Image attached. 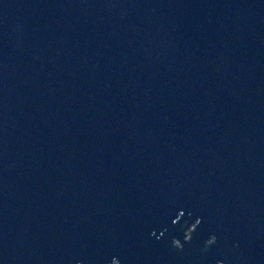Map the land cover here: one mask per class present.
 I'll list each match as a JSON object with an SVG mask.
<instances>
[{
    "label": "water",
    "instance_id": "water-1",
    "mask_svg": "<svg viewBox=\"0 0 264 264\" xmlns=\"http://www.w3.org/2000/svg\"><path fill=\"white\" fill-rule=\"evenodd\" d=\"M113 258L264 264V0H0V264Z\"/></svg>",
    "mask_w": 264,
    "mask_h": 264
},
{
    "label": "clouds",
    "instance_id": "clouds-1",
    "mask_svg": "<svg viewBox=\"0 0 264 264\" xmlns=\"http://www.w3.org/2000/svg\"><path fill=\"white\" fill-rule=\"evenodd\" d=\"M199 223H200V220L197 218L196 220H194L191 223L190 226H188L186 228V230L183 233V240H184V242H189L191 240V234L197 228V226H198ZM215 239H216V237L214 235L209 236L208 239L204 241L205 249L208 246H211L215 242ZM171 244H172L173 247H175L178 250L182 249V247H183V245L180 242V240H178L176 238H172L171 239ZM110 264H119V261L117 259L113 258L110 261ZM217 264H222V262L217 261Z\"/></svg>",
    "mask_w": 264,
    "mask_h": 264
}]
</instances>
